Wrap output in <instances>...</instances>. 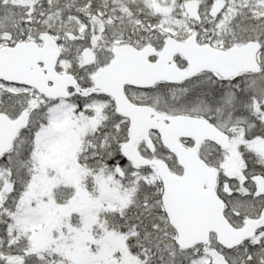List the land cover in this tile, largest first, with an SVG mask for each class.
<instances>
[{"label": "snow or ice", "instance_id": "obj_1", "mask_svg": "<svg viewBox=\"0 0 264 264\" xmlns=\"http://www.w3.org/2000/svg\"><path fill=\"white\" fill-rule=\"evenodd\" d=\"M0 264H264V0H0Z\"/></svg>", "mask_w": 264, "mask_h": 264}]
</instances>
